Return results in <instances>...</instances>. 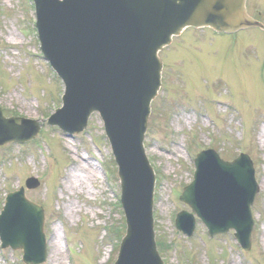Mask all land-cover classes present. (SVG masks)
I'll return each mask as SVG.
<instances>
[{
  "label": "rangeland",
  "instance_id": "374dc122",
  "mask_svg": "<svg viewBox=\"0 0 264 264\" xmlns=\"http://www.w3.org/2000/svg\"><path fill=\"white\" fill-rule=\"evenodd\" d=\"M33 7L31 0H0V107L6 118L43 125L33 141L0 147V213L8 193L25 188L26 198L45 210V264H113L125 223L112 150L97 114L80 135L47 124L54 106H62L64 86L42 59ZM248 9L264 23V0H248ZM160 58L163 86L145 154L158 173L154 216L164 262L264 264V34L188 28ZM212 147L230 161L244 152L254 162L260 191L248 253L233 233L210 239L200 221L191 239L175 228L176 215L190 211L179 196L193 180L194 159ZM31 177L39 188L26 189ZM22 255L0 248V264H24Z\"/></svg>",
  "mask_w": 264,
  "mask_h": 264
},
{
  "label": "water",
  "instance_id": "95a60500",
  "mask_svg": "<svg viewBox=\"0 0 264 264\" xmlns=\"http://www.w3.org/2000/svg\"><path fill=\"white\" fill-rule=\"evenodd\" d=\"M35 1L42 49L67 86L65 106L50 124L79 133L98 111L120 166L128 235L117 264H162L152 220L155 176L143 151L150 104L161 87L158 52L188 26L226 33L264 26L247 15L246 0ZM29 123L5 120L0 112V145L32 139L39 128H29ZM196 163L194 185L181 200L207 224L211 236L234 229L249 249L250 207L258 192L250 161L242 157L227 164L208 151ZM16 205L34 215L29 233H20L13 224ZM43 223L41 208L28 205L22 193L11 197L0 219L4 246L22 248L27 264L45 262ZM176 225L188 236L196 228L193 216L185 212Z\"/></svg>",
  "mask_w": 264,
  "mask_h": 264
},
{
  "label": "bare ground",
  "instance_id": "6f19581e",
  "mask_svg": "<svg viewBox=\"0 0 264 264\" xmlns=\"http://www.w3.org/2000/svg\"><path fill=\"white\" fill-rule=\"evenodd\" d=\"M262 136L264 137V132H263Z\"/></svg>",
  "mask_w": 264,
  "mask_h": 264
}]
</instances>
